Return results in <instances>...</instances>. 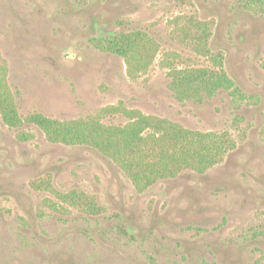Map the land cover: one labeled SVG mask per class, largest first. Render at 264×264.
I'll list each match as a JSON object with an SVG mask.
<instances>
[{
	"label": "rangeland",
	"instance_id": "1",
	"mask_svg": "<svg viewBox=\"0 0 264 264\" xmlns=\"http://www.w3.org/2000/svg\"><path fill=\"white\" fill-rule=\"evenodd\" d=\"M191 20L211 28L208 56ZM133 31L160 47L136 78L93 43ZM217 57L237 96L180 101L171 68L215 69ZM3 63L24 118L125 126L106 111L124 106L190 131L227 132L236 148L204 174L139 193L98 151L53 144L35 125L12 129L0 116V264H264V0H0ZM51 188L92 195L102 213L57 212Z\"/></svg>",
	"mask_w": 264,
	"mask_h": 264
},
{
	"label": "trees",
	"instance_id": "2",
	"mask_svg": "<svg viewBox=\"0 0 264 264\" xmlns=\"http://www.w3.org/2000/svg\"><path fill=\"white\" fill-rule=\"evenodd\" d=\"M251 1L257 3L259 0ZM189 24L197 51L208 56L210 26L197 20H191ZM93 43L104 52L122 57L132 78L148 72L160 51L157 41L143 31L108 35ZM215 63V69L171 68V89L176 97L180 101L201 102L221 90L237 96L239 92L234 82L223 69L222 57H217ZM106 111L124 115L129 122L125 126H108L96 118L58 121L41 114L24 118L8 84V67L5 63L0 64V116L7 126L19 129L25 124H32L53 144L87 146L98 151L127 175L139 193L160 181L175 179L186 171L204 174L221 164L236 148L234 138L227 132L190 131L168 120L147 116L124 106L110 107ZM18 137L22 141L34 138L25 133ZM50 191L60 202L54 206L57 212L64 213L67 208H73L91 216L102 213L103 209L92 195L77 190L61 193L51 188Z\"/></svg>",
	"mask_w": 264,
	"mask_h": 264
}]
</instances>
